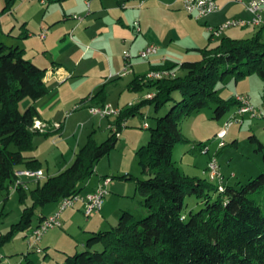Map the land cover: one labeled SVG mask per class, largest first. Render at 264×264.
<instances>
[{
    "label": "trees",
    "instance_id": "16d2710c",
    "mask_svg": "<svg viewBox=\"0 0 264 264\" xmlns=\"http://www.w3.org/2000/svg\"><path fill=\"white\" fill-rule=\"evenodd\" d=\"M14 1L6 0L2 11L9 10ZM262 29L264 25L245 39L221 37L214 46L198 48L199 59L158 66H178L183 74L131 81L151 88L154 94L119 112L118 131L121 121L141 105L152 104L155 112L166 106L162 114L154 115L147 143L136 150L144 178L134 179L144 213L136 217L122 210L109 228L89 231L83 249L67 254L61 264H264V171L244 184H223L219 191L215 182L186 175L171 159L174 144L186 141L180 124L187 115L212 101L213 118L219 119L235 106L233 96L225 99L217 94V85L227 74L235 81L251 72L264 79ZM44 73L19 47L0 43V199L6 198L15 169L40 168L38 160L27 153L33 148L32 138L46 132L33 126L39 117L35 106L28 104L20 111L19 104L24 98L35 100L47 92ZM173 92L179 97L174 98ZM118 138L111 132L96 142L89 135L62 170L33 186L18 187L21 215L0 234V244L18 230L28 229L29 233L45 216L38 213L32 222L36 209L81 193L95 162L116 146ZM249 138L257 143L264 161V143L254 135ZM187 195L200 201L199 209L185 211Z\"/></svg>",
    "mask_w": 264,
    "mask_h": 264
},
{
    "label": "crops",
    "instance_id": "0c3cea01",
    "mask_svg": "<svg viewBox=\"0 0 264 264\" xmlns=\"http://www.w3.org/2000/svg\"><path fill=\"white\" fill-rule=\"evenodd\" d=\"M215 1L217 10L200 19L189 15L183 6L174 5L177 0H15L9 10L0 12V43L19 47L25 58L45 69L43 81L47 92L26 103V106L33 104L39 113L34 122L48 126L46 134H41L48 136L46 139L56 136L55 143L60 144L56 153L64 158L58 165L54 162L53 171L48 173L51 157L47 158L45 149H38L40 141L34 145L33 139L35 150L27 154L38 160L45 176L57 173L72 161L75 151H70L69 144H63V141L74 136L72 132L76 126L94 128L95 123L99 127L105 122L104 125L110 128L112 121H116L117 116L114 115L102 117L90 113V106L107 103L123 109L138 103L153 90L133 85L131 81L154 67L196 60L200 54L191 51L210 46L204 38L206 32L207 39L213 37L208 26L218 25L232 17L246 18L250 15L245 8L247 0ZM5 3L6 0H0L2 10ZM235 5L239 6L232 8ZM161 13L167 15H164L165 20L160 18ZM215 15L217 21H213ZM134 21H138V31L134 28ZM261 25L264 23L248 27ZM151 42L157 43V53L147 59L140 58L138 51ZM123 50H128L131 55V70L125 74H122ZM174 70L175 75L183 74L178 66ZM241 90L235 89L230 97L235 93H246L245 89ZM262 95L264 91L251 103L258 105ZM66 131L69 133L64 136ZM66 152L69 153L67 157L64 156ZM41 156H45L46 168L42 165ZM20 168L25 167L17 169ZM102 176L96 173L92 178L90 175L83 183L82 192L94 189ZM8 196L9 193L6 198ZM79 203L82 209L83 205ZM45 207L37 214L53 213L57 203Z\"/></svg>",
    "mask_w": 264,
    "mask_h": 264
},
{
    "label": "rangeland",
    "instance_id": "374dc122",
    "mask_svg": "<svg viewBox=\"0 0 264 264\" xmlns=\"http://www.w3.org/2000/svg\"><path fill=\"white\" fill-rule=\"evenodd\" d=\"M234 4V3H233ZM181 5V0H177L176 4ZM233 6L232 8H236ZM0 4V12H2ZM186 13V12H185ZM161 13L160 18L165 20V15ZM195 20V19H193ZM197 20H195L196 22ZM213 21H217V16H213ZM200 23V21H197ZM259 31L258 28L248 26H229L222 30L219 35L208 38L205 35L207 45H216L221 37L229 36L231 38H248ZM261 38H264V29H262ZM208 40V42H207ZM185 42V41H184ZM181 42V43H184ZM191 52H197L198 49ZM201 57V54L198 58ZM197 58V59H198ZM226 84L225 87L223 84ZM235 89L242 91L251 96V101L256 100L261 91H264V79H261L256 72L248 73L237 80L231 73L224 77L222 82L217 85V94L222 98H229L230 93ZM174 98L179 95L172 93ZM145 97V96H144ZM29 99H23L19 104L22 111L26 107ZM125 100V99H124ZM209 101L204 107L191 112L181 121V131L186 141H180L174 144L171 149V159L178 169L189 176L206 178L205 166L209 156L216 152V159L220 172L223 175V183L230 185H240L247 182L248 179L256 176L264 171V161H262V152L257 150V143L250 140L249 135H254L260 142L264 143V117H253L249 114L244 115L243 123H234L227 130L229 133L224 137V144L218 147V140L215 137V131L227 117L228 113L223 114L219 119L213 118V105ZM111 106L115 107V105ZM127 106V105H126ZM166 106H160L155 112L152 104H143L133 114L126 117V125L122 126L119 131L120 136L114 148L102 155L93 166V175L98 173L106 175L110 178L108 183V193L103 197V202L98 214L92 213L89 216L83 215L80 203L76 202L72 207H66L62 210L60 220L62 225L47 229L41 236L39 245L41 252H35L27 249L26 238L27 230H18L10 238L0 244V264H61L67 254L74 253L83 249L84 241L89 231H99L109 228L117 220L122 210H127L140 217L144 213V207L141 203V197L136 190L135 179L144 178L141 173L140 164L136 154L137 147L145 145L149 138L150 129L154 126V115L162 114ZM84 112V111H83ZM112 116V115H111ZM148 123V127H143V122ZM116 124V121H112ZM84 123V122H82ZM102 122L98 127L94 124V128L78 125L73 137H68L63 144H69L70 151H76L81 147L89 135L96 141L100 142L112 132L111 128ZM69 132H64V136ZM72 135V134H71ZM48 136L37 134L34 136V145L36 141H40L38 148L40 151L45 149L47 158L51 157L48 165V173H51L54 162L56 165L63 162V157L56 153V136L52 139ZM52 140V143H51ZM235 141V143H232ZM46 144V145H45ZM33 148L35 150V146ZM200 145H206L209 148L208 153L200 151ZM65 152V151H64ZM68 152V151H67ZM67 152L65 157L69 155ZM71 154V153H70ZM67 159V158H66ZM43 167H47L45 156H41ZM95 177V176H94ZM33 182L29 180V186ZM224 187V186H223ZM7 198L0 199V233H5L10 225L17 222L21 215L22 203L20 201V192L18 190H10ZM7 196V195H6ZM28 199V200H27ZM27 203L29 198H27ZM55 202L45 204V208L54 205ZM185 211H196L200 208L201 203L194 195H187L184 200ZM32 217V222L36 219L37 211ZM46 210V209H45Z\"/></svg>",
    "mask_w": 264,
    "mask_h": 264
},
{
    "label": "built area",
    "instance_id": "2783aa9c",
    "mask_svg": "<svg viewBox=\"0 0 264 264\" xmlns=\"http://www.w3.org/2000/svg\"><path fill=\"white\" fill-rule=\"evenodd\" d=\"M184 10L195 19H200L203 16L217 10L218 5L215 0H181ZM245 8L249 12V17H232L224 20L215 26H208V30L211 36L219 35L223 29L229 26H258L264 23V0H247L245 3ZM75 16V15H74ZM76 17V16H75ZM134 28L138 31L139 24L138 21H134ZM43 36V33H41ZM158 45L157 43H148L143 46L137 53L140 58L147 59L149 56L157 53ZM131 55L128 50H123L124 66L122 68V74L131 70ZM175 76L174 68H152L148 70L142 78L148 80H158L162 78H168ZM154 92L147 93L146 97L153 96ZM233 98L236 102L234 108L228 113V117L222 122L220 128L216 131L215 137L218 140L217 146L222 147L225 145L224 137L226 136L228 128L234 123H242L245 114H249L253 117H264V95L258 105L251 103L250 97L246 93H235ZM122 109L119 107H113L110 104H100L89 107V111L92 114H97L99 116H118ZM124 120L121 121L120 125H124ZM59 124L56 123V126ZM40 133L47 132V124L36 123L33 124ZM143 127H148L147 121L143 122ZM116 135H119L117 124H111L109 126ZM200 151L202 153H208L209 148L206 145H200ZM216 152L209 156L207 161L205 172L207 173V178L212 182L217 184V189L219 191L223 190V175L220 172L219 165L217 163ZM45 177L42 168H20L15 169V177L9 189L15 190L18 187L27 188L29 180L33 183L39 181ZM110 178L105 176L100 179L97 186L87 192L75 193L62 198L57 203V209L50 214L45 215L41 221L34 225L26 238L27 249L33 250L35 252H41L42 248L39 245L42 234L50 228L61 226L60 213L66 207H72L76 202H81L83 205L82 211L83 215L89 216L92 213L98 212L101 208L103 197L108 193V183Z\"/></svg>",
    "mask_w": 264,
    "mask_h": 264
}]
</instances>
